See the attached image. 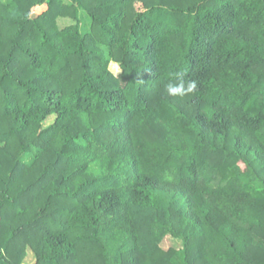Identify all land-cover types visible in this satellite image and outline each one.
<instances>
[{
    "label": "trees",
    "instance_id": "1",
    "mask_svg": "<svg viewBox=\"0 0 264 264\" xmlns=\"http://www.w3.org/2000/svg\"><path fill=\"white\" fill-rule=\"evenodd\" d=\"M28 249L264 264V0H0V264Z\"/></svg>",
    "mask_w": 264,
    "mask_h": 264
},
{
    "label": "rangeland",
    "instance_id": "2",
    "mask_svg": "<svg viewBox=\"0 0 264 264\" xmlns=\"http://www.w3.org/2000/svg\"><path fill=\"white\" fill-rule=\"evenodd\" d=\"M109 67H110L111 71H113V72L121 70L120 66H119V63L116 62V61H112L110 63V65H109ZM171 244L172 245H177V244H179V241L171 238L170 236H167L161 242V245H162L163 248H168ZM34 261H35L34 254H33V252L30 249H28L27 256H26V259H25V264H32Z\"/></svg>",
    "mask_w": 264,
    "mask_h": 264
}]
</instances>
